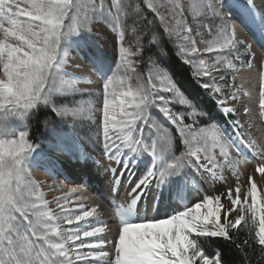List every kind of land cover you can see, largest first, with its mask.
<instances>
[{
  "label": "snow or ice",
  "instance_id": "1",
  "mask_svg": "<svg viewBox=\"0 0 264 264\" xmlns=\"http://www.w3.org/2000/svg\"><path fill=\"white\" fill-rule=\"evenodd\" d=\"M144 4L158 18L163 32L156 30L154 19L140 15L139 4L134 9L129 4L127 7L135 15L133 24L143 28V32L136 33L133 47L125 40L126 25L122 17L128 13L124 11L123 0H111L110 4L107 0H99V4L85 0H0V264H73L70 251L74 252L78 264H97L104 257H108L105 264H225L222 252L216 250L214 255H209L200 238L231 241L229 230L239 229L242 222L246 226L249 213L253 223L259 214L255 238L258 245L264 246V200L258 203L257 185L251 177V187L243 199L239 186L235 194L233 189H227L230 206L221 202L223 194L204 195L190 206L184 203L182 208L173 203L185 200L183 193L196 179L195 174L203 182L211 178L214 183L225 179L222 170L228 167L239 178L234 166L246 162L239 122L231 120L234 131L230 134L225 127L228 121L219 119L222 115L231 117L236 110L226 106L227 100L236 101L238 97L235 92L227 97L220 95L222 88L213 71L225 81L226 87H234L220 73L221 65L228 69H234L235 65L225 63L220 53L228 50L239 58L238 46H243L245 52L248 50L236 38L237 19L233 18V9L256 25L261 40H264V16L255 14V0H207L194 8L202 18H209L208 22L192 28L185 22L179 3L172 13L175 25L167 22L154 0H144ZM94 20L112 24L117 53L116 71L102 78V108L99 109L102 117L96 119L93 151L101 146L109 161L123 164V169H103L111 173L110 182H121L125 174L129 179L135 176L133 168L137 161L143 160L145 165L130 201L114 205L118 226L114 231L108 229L113 232L111 238L103 235L106 227L99 226L105 222L94 219L96 208L86 209L83 202L72 206L69 196L54 201L61 211L56 216L27 171L42 162H46L45 170L50 175L55 170L54 161L26 130L33 118L39 121L42 107L49 115L39 122L51 134L50 148L56 152L75 150L82 166L91 161L101 167L72 140L76 129L66 118H72L74 125L81 110L58 104L55 99L57 93L80 92L95 95L99 103L101 93L77 89V78L63 70L69 52L86 47L75 38L81 34L91 36L89 25ZM240 23L243 26V20ZM205 31L210 39L204 52L220 57L211 65L199 58L200 50L193 39V33L202 35ZM143 33L147 36L142 42ZM165 38L172 46L171 54L164 45ZM177 41L181 43L177 45ZM153 47L155 51L151 50ZM172 57L179 61L175 69ZM139 64L148 66L146 82L137 72ZM184 64L191 68V83L178 75L180 65ZM243 65L250 67L251 61L244 60ZM93 67L99 73L97 66ZM120 69H124L123 75L116 74ZM129 73L136 74L134 81ZM260 96V105L264 108V74H261ZM206 99L213 102L211 107ZM173 102L184 106L185 111L175 112L170 107ZM152 109L176 127L184 145L180 154H176L171 136L164 135L162 143H158L145 135L155 124L150 115ZM188 109L191 111L187 114L193 120L186 124L184 116ZM197 120H202L204 126L194 127ZM248 146L254 147L251 142ZM215 148L219 149V158L212 151ZM256 171L264 174V164ZM77 191L71 190L73 194ZM146 195L150 199L143 201ZM233 212L235 220L229 219ZM60 219L70 226L67 230L60 229ZM106 243L114 248V260L104 250Z\"/></svg>",
  "mask_w": 264,
  "mask_h": 264
},
{
  "label": "rangeland",
  "instance_id": "2",
  "mask_svg": "<svg viewBox=\"0 0 264 264\" xmlns=\"http://www.w3.org/2000/svg\"><path fill=\"white\" fill-rule=\"evenodd\" d=\"M85 2L89 4H91L92 2L99 4V0H85ZM110 2L111 0H107L108 4H110ZM123 2L125 4L124 11L125 13H128V15L122 17V20L126 25L125 40L131 42L133 47L136 43V33L138 32V30L135 27V24H133L135 15L131 13L129 8L127 7L129 4L133 9L137 4H139L140 15L147 16L148 19H154L156 21V30L161 33L163 32L162 24L160 23L158 18L155 17V14L144 4V0H123ZM201 2L206 3L207 0H154V3L157 4L160 12L167 17V22L170 25H175V18L173 17L172 13L175 9L176 3H179L183 10V17L185 22L189 27L192 28H195L200 22H208L209 18H202L197 14L196 9L194 8V5ZM255 4V14L257 16H264V0H255ZM68 23H71V21H69ZM251 25L256 26L254 23H251ZM89 27H91L93 33L91 36L81 34V36L75 38L76 40L83 41L86 47L82 51H77L75 49L70 51L68 54V58L64 63L63 70L77 78V89L85 90V93L89 90L94 94L96 92L101 93L99 103L97 102V98L95 95H82L80 92H66L63 94L57 93L55 94V99L58 104H66L68 107H75L81 110L80 115L76 117V122L74 125L72 124V118H66L69 121V125L75 127L76 129V131L72 134V140L79 145L82 151L90 153L94 157V159L99 162L101 167H98L91 161L87 162L86 167L82 166L81 160L77 159L75 150L68 152H56L51 149L49 146L51 134L45 130V127L42 124L41 132H35L33 137L35 138V142L40 145L41 150L47 153L48 156L54 161V174L50 175L48 171L45 170L46 162H42L39 167L33 165L27 169L31 180L39 187L40 192L43 193L44 199L49 202L48 208L51 209L56 216H60L61 211L54 201L62 196H68L67 192L70 190V188L84 187V184L87 183L86 178L89 174V167L93 168L95 172L103 174L104 176H107V173L103 170L104 168L112 167L123 169L124 167L123 164L118 165L115 160L109 161L106 155L102 152L101 146H96L97 150L93 151V146L97 134L96 119L102 117V112L99 111V109L102 108V78L106 74L111 75L113 71H116L114 62L117 53V37L112 24L105 20H94L89 25ZM249 30L250 28H245V26L244 29H241L240 27H236L234 29L236 36L243 34L245 35L244 40L241 41H244V46H247V52H245L243 46H238L241 49L239 58H237V55L235 53H230L228 50H224L220 53V57L224 59L225 63L230 62L235 65L234 69H228L221 65L220 73L225 75V80L227 81V83L234 87H226L225 81H221L219 79V75L215 71H213V76L217 77V84H219V86H221L222 88V93L220 95L227 97L230 92H235L238 97L236 101H232L231 99L227 100L226 106L234 108L236 111L231 115V117H229L228 124L225 125V127L229 129L231 134L234 131L232 129L231 120L235 119L239 122V129L243 134L241 147L244 149L243 155L246 159V162L239 166H234L235 170L239 173L238 179L233 175V170L228 167H225L222 170L225 179L223 181H215L214 183L211 182V178H209V182H203L199 179V174H195L196 179L190 182L188 189L183 193L185 200L183 202L175 200L173 201L174 204L180 205L181 208L183 207L184 203H187L190 206L191 203L202 199L204 195L215 196L220 194H223L221 202L226 206H230V201L226 199L227 189H233V194H235V189L237 186H239L241 190V198L243 199V196L249 191L251 187V184L249 183V177H251L252 182L257 185L258 203L261 200H264V174L256 171V169L260 167L261 164H264V108H262L260 105L261 74H264V47L257 45L256 40L249 33ZM141 39L143 42L144 38L142 37ZM193 39L196 42V47L200 50L199 58L204 59L206 61V64L211 65L215 62V59L220 58L216 57L215 54L204 52V49L207 47L208 40L210 39L207 36L206 31L202 35H196L195 33H193ZM179 43L181 42L177 41V45H179ZM164 45H166L165 47H167V45H170L167 42V38H165L164 40ZM151 50L155 51V47H153ZM256 53L259 55L258 58L255 57ZM244 60H250L251 66H242V61ZM93 66H97V70L100 74L95 70ZM187 66L190 67L189 65ZM111 67L112 71H110ZM136 67L141 79L146 82L148 78V66H146L145 64H139ZM240 73L241 76L243 75L242 77H239ZM245 73H250V75L244 78ZM116 74L123 75L124 69H120ZM129 74L134 81L136 74ZM234 78L237 79V81H240V83L245 88H240L237 91V87L235 84L237 82H234ZM205 79H207V77H205ZM257 85L258 89L256 91L255 86ZM126 87L127 85H125V88ZM162 94L168 95L166 93ZM170 107L177 113L185 111V107L180 105L178 102L171 103ZM89 108L92 109L91 112L89 111ZM190 111L191 110L188 109L184 116V123L186 124L192 123L193 120V117L187 114V112ZM150 115L155 120V124H153L150 130L145 132V135L150 136L158 143H162L161 137H163L164 135L171 136L173 139L174 150L177 155L180 154V152L184 150V145L176 127L166 119H164L163 116L159 114L155 109L151 110ZM203 126V122L201 120H197V123L194 127L198 128ZM26 130L30 131V128H27ZM136 135L139 136L140 133L137 132ZM248 142H251L254 147H249ZM196 146L199 147V145ZM212 151L217 156V158H219V149L215 148L212 149ZM201 155H203V153H201ZM233 155L235 156V151H233ZM144 166L145 165L143 160L137 161V164L133 168L136 173L135 176L129 179L128 175L125 174L121 182H110L111 186H113L116 191H118L119 188H122L124 190L125 196L123 197V201L121 203H123L124 201L125 203H127L132 198V189L135 187L136 181L139 179V175L142 172ZM102 172H105L106 174ZM77 175L80 176V179L79 177H77ZM116 175L119 176L120 172L118 171ZM54 182L58 184L55 185ZM63 182L67 183L68 186L65 188H59V183L63 184ZM197 192H199V195H197ZM97 193L90 192L88 194L83 193L82 195L75 194L69 196V204L74 206V202L78 199L80 200L82 198H85V200H89L90 198H92L94 200L90 201L88 204L90 207L92 206L91 208L95 207L97 210L99 205L102 204V201L97 202L95 199L100 195V192ZM76 195H79V197H76ZM149 199L150 195H146L143 198V201H147ZM102 200L103 203H105V200L103 198ZM143 201L141 202V207L144 206ZM250 202L251 198L249 196V203ZM61 203L64 202L61 201ZM83 203L86 202L84 201ZM90 207H88L87 209H91ZM100 213L101 211L99 212L98 209L96 212V216H98ZM258 215L259 214H257V218ZM235 218L236 213H231L229 219L235 220ZM101 222L105 223L99 226H105L106 229L110 225V223L115 225L116 227L118 226L117 222H109V220ZM59 226L61 230H67L70 227L63 221V219L59 220ZM71 227L75 228V225H72ZM112 236L113 235H106L107 238H111ZM115 238H118V236ZM104 250L108 251L110 256H112L113 253L115 254L114 248H111L107 243L104 246ZM83 251L87 252L88 250L84 249ZM70 255L73 256V264H78V262H76L74 259V252L70 251ZM89 259H93V257H89ZM107 259L108 257L101 258L97 262V264H105V261H107Z\"/></svg>",
  "mask_w": 264,
  "mask_h": 264
},
{
  "label": "trees",
  "instance_id": "3",
  "mask_svg": "<svg viewBox=\"0 0 264 264\" xmlns=\"http://www.w3.org/2000/svg\"><path fill=\"white\" fill-rule=\"evenodd\" d=\"M137 28V25H135ZM139 32H143V28H137ZM147 36V33H143V38ZM148 39L150 37H147ZM166 46V45H165ZM168 49L169 54L172 53L173 49L170 45L166 47ZM171 63L173 68L179 64V61L172 57ZM191 69L186 64L180 65V70L178 72L179 76H182L183 81L191 83L190 76ZM206 103L209 107L212 106V101L206 99ZM49 115L48 111L44 108L40 110L39 121H42L44 116ZM228 115H222L219 117L221 121H228ZM37 119L33 118L30 121V135L35 141L33 137L35 132H41L42 123ZM202 121V120H201ZM248 224L245 226L242 222V225L237 230L230 229V235H232L233 239L231 241L225 240L223 238L218 237H202L200 238L204 241V247L209 255H214L216 250L222 252V258L225 264H264V253H261V248L264 246H260L256 243L255 232L258 230L259 223L258 218L256 223H253L251 214L249 213L247 216ZM247 241V243H245ZM237 244L240 247H237Z\"/></svg>",
  "mask_w": 264,
  "mask_h": 264
},
{
  "label": "bare ground",
  "instance_id": "4",
  "mask_svg": "<svg viewBox=\"0 0 264 264\" xmlns=\"http://www.w3.org/2000/svg\"><path fill=\"white\" fill-rule=\"evenodd\" d=\"M234 18H236V17H234ZM243 28L244 29V26H242L241 24H239L238 22L236 23V25H235V28ZM234 28V29H235ZM260 40H261V37H260V35L259 34H257L256 35ZM236 38L237 39H239V40H244V38H245V35L243 34V35H237L236 36ZM253 38V37H252ZM244 42V41H243ZM257 45H259V46H261V47H264V40H263V42L262 43H257ZM255 57L256 58H258L259 57V55L256 53L255 54ZM243 70V69H242ZM242 70H241V72H242ZM248 75H250V73L249 74H244V78L246 77V76H248ZM241 76V73L239 74V77ZM243 76V75H242ZM241 76V77H242ZM238 77V78H239ZM236 81H237V79H236ZM235 81V82H236ZM95 82V81H94ZM236 84V87H237V89H240V87H242V89H243V85L240 83V81H237V83H235ZM238 85V86H237ZM239 87V88H238ZM245 88V87H244ZM248 89V88H247ZM257 89H258V85L257 86H255V90L257 91ZM241 100V99H240ZM239 100V101H240ZM239 103V102H238ZM237 103V104H238ZM257 107V106H256ZM88 170H89V174H88V177L86 178V180H87V183H86V185H87V187H81V188H76V189H78V191H77V193H75V194H83V193H90V192H100L99 194V196H97L95 199H96V201L97 202H101L102 201V204L101 205H99V207H98V209H99V212L101 211V213L98 215V216H96L95 217V220H98V221H107V220H109V222L110 221H112V222H117V224H118V217L115 215V211H114V205H119L122 201H123V197L125 196L124 195V190L122 189V188H119V190L118 191H116V189L113 187V186H111V184H110V173H105V172H102V173H104V174H106L107 176H104L103 174H99V173H97V172H95V170L93 169V168H91V167H89L88 168ZM77 177H79V179H80V176H78L77 175ZM59 179V178H58ZM57 179V180H58ZM68 179V178H67ZM73 180V179H72ZM54 184L55 185H57L58 183H56V182H54ZM68 185H67V183H65V182H63V184L62 183H59V188H65V187H67ZM73 188H70V190L67 192V195L68 196H72V195H75V194H73L72 192H71V190H72ZM98 194V193H97ZM76 197H79V195H76ZM58 198V197H57ZM102 198L105 200V203H103V200H102ZM94 199H92V198H90L89 200H85V198L83 199H78L77 201H75L74 203H79V202H86V203H84V204H86V205H84L85 206V208L87 209L88 207H90L89 206V202L90 201H93ZM94 203V202H93ZM123 203H125V201L123 202ZM88 205V206H87ZM92 205V204H91ZM92 207V206H91ZM90 207V208H91ZM97 209V210H98ZM117 227L115 226V225H113V224H111L110 223V225L107 227V229H106V232L104 233V235L106 236H110V235H113V232H110V231H108V229H112L113 231L116 229ZM118 236V235H117ZM116 236V237H117ZM108 238H110V237H108ZM114 253H113V255L111 256L112 257V259L114 260ZM106 258V257H105ZM106 262V261H105Z\"/></svg>",
  "mask_w": 264,
  "mask_h": 264
}]
</instances>
